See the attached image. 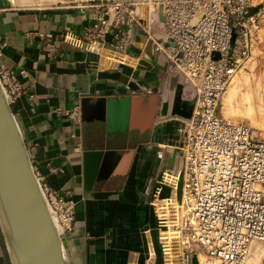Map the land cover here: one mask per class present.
I'll list each match as a JSON object with an SVG mask.
<instances>
[{
  "label": "crops",
  "instance_id": "1",
  "mask_svg": "<svg viewBox=\"0 0 264 264\" xmlns=\"http://www.w3.org/2000/svg\"><path fill=\"white\" fill-rule=\"evenodd\" d=\"M87 13L85 17L77 8L21 7L0 0V67L29 74H19L25 91L12 110L33 167L52 188L75 201L74 228L62 236L66 264H164L154 196L158 190L162 196L160 174L173 171L178 159L173 155L183 143L185 117L173 106L178 82L168 76L139 27L134 28L131 54L123 65L64 42L65 33H81L90 23V10ZM50 40L57 46L53 53L46 47ZM117 73L120 78L112 77ZM135 95L158 101L147 140L115 129L88 131L83 113L81 120L66 114L75 106L83 111L85 100L101 101L105 110L109 100L124 103ZM100 150L116 152L103 169L102 155L90 156L86 163L87 151ZM130 152L128 172L122 175L121 164ZM0 264H15L1 221Z\"/></svg>",
  "mask_w": 264,
  "mask_h": 264
},
{
  "label": "built area",
  "instance_id": "2",
  "mask_svg": "<svg viewBox=\"0 0 264 264\" xmlns=\"http://www.w3.org/2000/svg\"><path fill=\"white\" fill-rule=\"evenodd\" d=\"M9 1L21 7L77 8L85 17L90 10L83 31L65 33L62 40L117 65L128 61L134 28L147 35L191 106V117L180 128L181 168L171 182L160 179L171 195L162 197L158 190L154 196L164 264H246L252 242H264V139L247 122L226 117L221 107L231 80L250 55L264 0ZM46 47L49 53L57 50L52 40ZM0 74L12 105L25 91L19 74H29L5 67ZM66 114L81 120V107ZM32 168L61 235L71 232L75 201ZM157 197L171 199L164 205Z\"/></svg>",
  "mask_w": 264,
  "mask_h": 264
},
{
  "label": "water",
  "instance_id": "3",
  "mask_svg": "<svg viewBox=\"0 0 264 264\" xmlns=\"http://www.w3.org/2000/svg\"><path fill=\"white\" fill-rule=\"evenodd\" d=\"M236 39L234 32L232 42ZM232 52V51H231ZM118 79L119 73L112 75ZM101 101H83L82 113L85 129L92 131L115 130L128 135H142L147 140L153 131L158 101L155 97L135 95L124 103L109 100L106 109ZM174 112L185 119L191 117V106L183 100V87L178 84L174 98ZM187 110H180L181 107ZM87 151L86 163L90 156L102 155V169L113 159L114 151ZM113 152V153H112ZM132 152L121 164L122 175L127 174ZM104 155V156H103ZM99 160V159H98ZM88 167V166H87ZM0 181L10 201L14 219L24 237L33 264H66L62 240L53 229L49 210L43 198L27 148L10 105L3 113L0 110ZM169 187L163 185L162 196L168 194ZM178 199L182 195V175L178 185ZM196 263V259L194 260Z\"/></svg>",
  "mask_w": 264,
  "mask_h": 264
},
{
  "label": "rangeland",
  "instance_id": "4",
  "mask_svg": "<svg viewBox=\"0 0 264 264\" xmlns=\"http://www.w3.org/2000/svg\"><path fill=\"white\" fill-rule=\"evenodd\" d=\"M261 18H262L261 25H260L259 29H257L254 32L253 37H252L253 40H252L251 52L249 55V57L252 56V54L254 52L253 49H255V50L257 49L256 53H255L256 63L254 65V67H252L253 69L250 66H246L245 63L248 60V58H249L248 57L242 63V65L239 67V69L237 71L239 73L240 68L242 69L245 66L244 69L246 70L245 71L246 75L250 80V85L248 83H245V85L243 87V92L239 93L235 97L234 107L232 110L233 113H231L229 116H226V114H224V110L227 109L226 108L227 104L224 101V96L226 94V92H225L223 95V103H222L221 111L226 117H228L230 119L247 122L249 125H251L257 131L259 137L264 139V112H263L264 111V102H263L264 96H262L263 99L260 100L261 93L262 94L264 93V21H263V17H261ZM253 47H255V48H253ZM0 78H1L2 83L4 85V79L1 76V74H0ZM257 83H258L257 86H261L262 88L257 87L256 86ZM4 89H5V87H4ZM244 95H245V97H244ZM8 104H9V101H8ZM251 106H253V107H251ZM10 108L12 109V105H10ZM252 108H254V111H255V109L257 110L255 112H257L256 115H257L258 122H256V124H254V125L252 124V121H253L252 118L248 115V110H251ZM260 108H262V109L260 110ZM246 109H248V110L246 111ZM258 116H260V117H258ZM175 155L178 156V159L176 160V162L174 164L173 171L169 172V171H167V169H164V170H162V172L160 174V179H162L164 182H171L173 179V174L175 172L179 171V169L181 168V165H182L181 153L175 152V154L173 156H175ZM167 175H171L170 178H168ZM169 195H171V194H169ZM172 196L174 197L172 199H175V196L174 195H172ZM158 202H160V201H157V203ZM161 203H163L164 205H167L168 201L167 202L163 201ZM166 210L168 211V209H166ZM52 217H53V222H55L53 213H52ZM0 221H1V225H2L4 235L7 239V243H8L9 248H10L9 238L6 234V231H5L1 217H0ZM56 227H57V224H56ZM57 235L59 237H62L58 227H57ZM258 242H259V244L264 246V242H261V241H258ZM10 251H11V248H10ZM26 252L28 254L26 264H33L31 261V256H30L29 251L27 250ZM11 253H12V251H11ZM12 255H13V253H12ZM202 255L204 256V254H202ZM260 263L264 264V256L261 258Z\"/></svg>",
  "mask_w": 264,
  "mask_h": 264
},
{
  "label": "bare ground",
  "instance_id": "5",
  "mask_svg": "<svg viewBox=\"0 0 264 264\" xmlns=\"http://www.w3.org/2000/svg\"><path fill=\"white\" fill-rule=\"evenodd\" d=\"M263 21H264V16H263ZM253 48H255V47H253ZM253 50H254V52H253L252 56H250L245 63L246 66H250L251 68L254 67V65L256 63L255 53H256L257 49L256 50L253 49ZM244 67L242 69L240 68L239 73L237 72L234 75L233 79L231 80V82H230V84L226 90V94L224 96V101L227 104V106H226L227 109L224 110V114H226V116H229L231 113H233L232 110L234 107V99L239 93L243 92V87H244L245 83H248L250 85V80L246 75V72H245L246 70L244 69ZM257 85H258V83L256 84V86ZM257 87H261V86H257ZM262 96H264V93L263 94L261 93L260 100L263 99ZM244 97H245V95H244ZM7 106H9L8 96H7V93L4 89V85L2 83V80L0 78V110L3 113H5L7 110ZM251 107H253V106H251ZM252 109L251 110L246 109V111L248 110V115L252 118V120H253L252 124L254 125V124H256V122H258L257 115H256L257 112H255L257 110L255 109V111H254V108H252ZM261 109L262 108H260V110ZM258 117H260V116H258ZM47 208L49 210V214H50V218H51V222H52V226H53L54 231L57 234V227H58V229L61 233V228L56 223L55 216H54L55 222H53L52 211L50 210L49 207H47ZM0 217L2 219L6 234L9 238V244H10L11 251L13 253L15 264H26L27 256H28V254L26 252L28 250L27 244H26L24 237L21 235V232L18 228L16 220L14 219V214H13L12 209H11L10 201L7 197L6 192H4L1 181H0ZM56 224H57V227H56ZM58 238L60 240H62V237L58 236ZM263 256H264V246L259 244L258 241H253L251 244V247H250V252H249V256H248L246 264H261L260 260Z\"/></svg>",
  "mask_w": 264,
  "mask_h": 264
}]
</instances>
